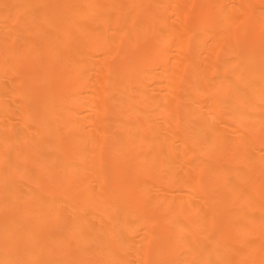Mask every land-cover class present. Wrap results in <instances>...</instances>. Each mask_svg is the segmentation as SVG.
Listing matches in <instances>:
<instances>
[{"label":"bare ground","instance_id":"6f19581e","mask_svg":"<svg viewBox=\"0 0 264 264\" xmlns=\"http://www.w3.org/2000/svg\"><path fill=\"white\" fill-rule=\"evenodd\" d=\"M0 31V264H264V0H0Z\"/></svg>","mask_w":264,"mask_h":264},{"label":"rangeland","instance_id":"374dc122","mask_svg":"<svg viewBox=\"0 0 264 264\" xmlns=\"http://www.w3.org/2000/svg\"><path fill=\"white\" fill-rule=\"evenodd\" d=\"M23 15H24V14H19V15H18V19L21 20V22L24 21V19H25L24 17L26 16V15H24V16H23ZM43 16H44V14H43ZM44 17H45V16H44ZM0 32H1V31H0ZM47 40H49L48 37H46V38H42V40H41V44H42V45L45 44V42H47Z\"/></svg>","mask_w":264,"mask_h":264}]
</instances>
